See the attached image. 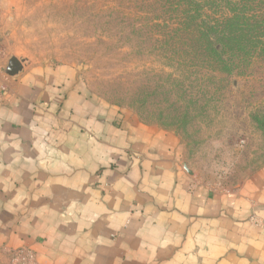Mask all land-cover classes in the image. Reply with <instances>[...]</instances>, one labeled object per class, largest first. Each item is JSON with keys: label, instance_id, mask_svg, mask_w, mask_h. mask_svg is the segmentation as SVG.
<instances>
[{"label": "crops", "instance_id": "0c3cea01", "mask_svg": "<svg viewBox=\"0 0 264 264\" xmlns=\"http://www.w3.org/2000/svg\"><path fill=\"white\" fill-rule=\"evenodd\" d=\"M74 79L24 66L0 81L1 247L39 264H264V172L201 182L174 131Z\"/></svg>", "mask_w": 264, "mask_h": 264}, {"label": "rangeland", "instance_id": "374dc122", "mask_svg": "<svg viewBox=\"0 0 264 264\" xmlns=\"http://www.w3.org/2000/svg\"><path fill=\"white\" fill-rule=\"evenodd\" d=\"M215 1L223 6L207 4L203 14L222 19L229 6ZM248 1L247 13L261 19L264 0ZM183 10L178 0H0V81L12 57L64 68L104 106L174 131L197 180L236 188L264 172L255 120H264V50L228 71L193 32L178 31ZM0 264L39 263L0 246Z\"/></svg>", "mask_w": 264, "mask_h": 264}, {"label": "trees", "instance_id": "16d2710c", "mask_svg": "<svg viewBox=\"0 0 264 264\" xmlns=\"http://www.w3.org/2000/svg\"><path fill=\"white\" fill-rule=\"evenodd\" d=\"M229 6V13L222 19L204 16L205 5L212 6V10L223 6L215 0H178L184 4L185 17L179 23L178 31L193 32L194 40L201 43L202 51L212 57L214 63L231 71L237 61H245L252 49L264 50V40L259 29L264 28V11L259 15L247 13L250 1L225 0ZM261 29V30H262ZM260 30V31H261ZM255 120L264 130V120Z\"/></svg>", "mask_w": 264, "mask_h": 264}, {"label": "water", "instance_id": "95a60500", "mask_svg": "<svg viewBox=\"0 0 264 264\" xmlns=\"http://www.w3.org/2000/svg\"><path fill=\"white\" fill-rule=\"evenodd\" d=\"M23 69V62L19 60L17 57H12L9 59L8 66H7V73L9 75H16ZM187 169L189 167L186 165Z\"/></svg>", "mask_w": 264, "mask_h": 264}, {"label": "built area", "instance_id": "2783aa9c", "mask_svg": "<svg viewBox=\"0 0 264 264\" xmlns=\"http://www.w3.org/2000/svg\"><path fill=\"white\" fill-rule=\"evenodd\" d=\"M4 90H6V86L4 83L0 82V91H4ZM19 251L26 253V255L29 256L30 259H33V260L35 259L34 253L31 252L30 250H19Z\"/></svg>", "mask_w": 264, "mask_h": 264}]
</instances>
